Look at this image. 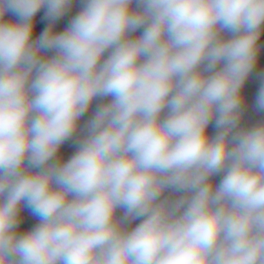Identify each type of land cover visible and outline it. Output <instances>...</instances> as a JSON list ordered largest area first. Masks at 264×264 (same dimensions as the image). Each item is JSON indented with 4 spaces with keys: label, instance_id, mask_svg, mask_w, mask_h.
Here are the masks:
<instances>
[{
    "label": "clouds",
    "instance_id": "1",
    "mask_svg": "<svg viewBox=\"0 0 264 264\" xmlns=\"http://www.w3.org/2000/svg\"><path fill=\"white\" fill-rule=\"evenodd\" d=\"M72 3L0 0V264H264V0Z\"/></svg>",
    "mask_w": 264,
    "mask_h": 264
},
{
    "label": "trees",
    "instance_id": "2",
    "mask_svg": "<svg viewBox=\"0 0 264 264\" xmlns=\"http://www.w3.org/2000/svg\"><path fill=\"white\" fill-rule=\"evenodd\" d=\"M80 8H76L72 10V13L70 16H63L57 21H55V29L57 31H62L64 28H66L70 22V20L80 11ZM44 12L45 9H41L39 13H37L36 17L34 18L35 22V32H34V38L38 36L46 27H48L49 23L48 21L44 20ZM6 19H13L15 20L16 17H14L11 13H8L5 17ZM142 30H138L133 35L138 36ZM260 43V52L258 55L257 64L252 72V74L249 76L248 80L245 82V85L242 89V94L244 96V115L241 121V126L244 127H250L255 125L256 123L264 121V112H260L256 109L255 103H256V97L259 92V89L261 87V84L264 83V34L261 35V39L259 41ZM106 98L103 101L97 100L94 101L88 112L85 114L84 117L81 118V127L87 122L88 119H90L97 107V104L107 102ZM210 134H214L215 128L213 125L209 126L208 129ZM81 136V133L78 131L77 135L72 139L67 141L64 145H62L58 156L62 160H67L70 158V156L77 150V145L75 143L76 139H79ZM221 177L217 176L214 177L216 182H219V179ZM118 214H122V212H119ZM139 220L133 221L130 227H134L137 223H139Z\"/></svg>",
    "mask_w": 264,
    "mask_h": 264
},
{
    "label": "rangeland",
    "instance_id": "3",
    "mask_svg": "<svg viewBox=\"0 0 264 264\" xmlns=\"http://www.w3.org/2000/svg\"><path fill=\"white\" fill-rule=\"evenodd\" d=\"M79 1L81 2V0H73V3L69 11L65 14V16H70L72 13V10L78 8V6H81V5H78L80 4ZM20 215H21V224L19 226L20 231L30 230L33 226H35V224L39 222L38 218L33 216L31 211L26 207H23L21 209Z\"/></svg>",
    "mask_w": 264,
    "mask_h": 264
},
{
    "label": "crops",
    "instance_id": "4",
    "mask_svg": "<svg viewBox=\"0 0 264 264\" xmlns=\"http://www.w3.org/2000/svg\"><path fill=\"white\" fill-rule=\"evenodd\" d=\"M80 2V1H79ZM78 5H81V2H80V4H78ZM82 6V5H81ZM81 6H78V8H80Z\"/></svg>",
    "mask_w": 264,
    "mask_h": 264
}]
</instances>
